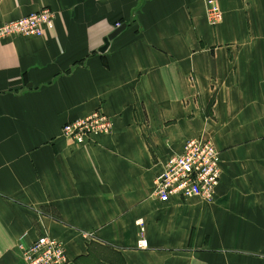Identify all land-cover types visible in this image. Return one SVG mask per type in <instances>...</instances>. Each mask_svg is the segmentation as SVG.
Listing matches in <instances>:
<instances>
[{
	"label": "crops",
	"instance_id": "1",
	"mask_svg": "<svg viewBox=\"0 0 264 264\" xmlns=\"http://www.w3.org/2000/svg\"><path fill=\"white\" fill-rule=\"evenodd\" d=\"M207 1L0 0V27L56 13L0 42V264L45 235L70 264H264V0H220L217 26ZM98 110L110 134L62 136ZM201 136L215 199L159 202L157 175Z\"/></svg>",
	"mask_w": 264,
	"mask_h": 264
},
{
	"label": "built area",
	"instance_id": "2",
	"mask_svg": "<svg viewBox=\"0 0 264 264\" xmlns=\"http://www.w3.org/2000/svg\"><path fill=\"white\" fill-rule=\"evenodd\" d=\"M220 0H208L210 23L222 21ZM56 13L50 8L0 27V42L11 38H42L55 28ZM118 25L116 29L120 28ZM111 118L102 110L70 122L63 127L62 136L76 145L94 142L95 138L112 132ZM222 179L221 153L206 136L188 141L182 154L171 156L155 180V196L163 204L171 199L189 201L215 199ZM142 247H146L145 241ZM23 264H70L65 244L48 235L38 237L30 245H19Z\"/></svg>",
	"mask_w": 264,
	"mask_h": 264
},
{
	"label": "water",
	"instance_id": "3",
	"mask_svg": "<svg viewBox=\"0 0 264 264\" xmlns=\"http://www.w3.org/2000/svg\"><path fill=\"white\" fill-rule=\"evenodd\" d=\"M125 29H126V26L124 25V26H121L120 28H118L116 31H114L108 37V39H106L105 46L101 49V53H104L108 49L110 42L113 41L114 39H116L120 34H122Z\"/></svg>",
	"mask_w": 264,
	"mask_h": 264
},
{
	"label": "rangeland",
	"instance_id": "4",
	"mask_svg": "<svg viewBox=\"0 0 264 264\" xmlns=\"http://www.w3.org/2000/svg\"><path fill=\"white\" fill-rule=\"evenodd\" d=\"M212 139V138H211ZM213 140V139H212ZM213 143L215 144L214 140H213Z\"/></svg>",
	"mask_w": 264,
	"mask_h": 264
}]
</instances>
